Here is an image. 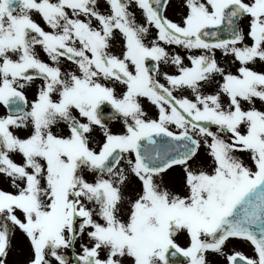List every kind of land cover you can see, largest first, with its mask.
Masks as SVG:
<instances>
[{"label": "snow or ice", "instance_id": "6c2138e0", "mask_svg": "<svg viewBox=\"0 0 264 264\" xmlns=\"http://www.w3.org/2000/svg\"><path fill=\"white\" fill-rule=\"evenodd\" d=\"M169 6L0 0V264H264V0Z\"/></svg>", "mask_w": 264, "mask_h": 264}, {"label": "rangeland", "instance_id": "374dc122", "mask_svg": "<svg viewBox=\"0 0 264 264\" xmlns=\"http://www.w3.org/2000/svg\"><path fill=\"white\" fill-rule=\"evenodd\" d=\"M184 0H170V6L166 11V15L172 19L173 21H180L182 15L185 12ZM245 20H242L241 26L244 27ZM5 114V110L3 106H0V115ZM109 127L114 132H119L122 130V124L119 120H112L107 122ZM19 135H25L24 131H20ZM204 154L201 152V157L203 158ZM0 189L15 191L14 188L11 187L10 183L3 178L2 174H0ZM14 249L9 253L7 258V264H26L28 254H29V246L28 242L21 236L19 233L16 234L13 240ZM245 249H249L250 247L247 245L241 244ZM238 250V249H237ZM211 264V262H210Z\"/></svg>", "mask_w": 264, "mask_h": 264}, {"label": "flooded vegetation", "instance_id": "af4514ba", "mask_svg": "<svg viewBox=\"0 0 264 264\" xmlns=\"http://www.w3.org/2000/svg\"><path fill=\"white\" fill-rule=\"evenodd\" d=\"M35 18L38 20V22H40L43 25L44 22L42 21V19H40L39 16H37ZM244 24H245L244 27L246 28L247 27V21H245ZM248 42L251 43L250 40ZM217 55L219 58L220 54L218 53ZM254 67H255V70H264V65H261V64H257ZM232 70L235 71V67H233ZM28 95H29L30 99L34 98V95L32 92H29ZM145 107L148 108V110L150 112L154 113V109L149 108L147 103L145 104ZM257 107H261V105L258 103ZM262 110H264V108H262ZM165 180L167 181L169 187L174 188L176 190H182L183 180H184L183 170L179 167H174L172 170H170L166 174ZM178 243H180L181 246H187L188 240L184 236H180V237H178ZM229 251H242L245 255H249V256L252 255V249L251 248L245 249V247H242L241 243L239 241H236V240L232 241V244L229 245ZM180 257H182V256H180ZM176 258L177 257H172L171 255H169L170 264H177ZM183 259H185V261L180 263V264H187L186 258H183ZM208 260H209V262H211V264H225L223 257L214 256L211 253H209V255H208Z\"/></svg>", "mask_w": 264, "mask_h": 264}]
</instances>
